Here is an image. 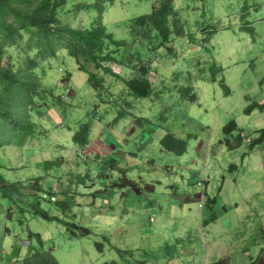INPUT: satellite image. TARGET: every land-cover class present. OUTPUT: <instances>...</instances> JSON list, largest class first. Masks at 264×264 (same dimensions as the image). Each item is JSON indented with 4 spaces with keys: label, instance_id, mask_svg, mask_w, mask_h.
<instances>
[{
    "label": "rangeland",
    "instance_id": "1",
    "mask_svg": "<svg viewBox=\"0 0 264 264\" xmlns=\"http://www.w3.org/2000/svg\"><path fill=\"white\" fill-rule=\"evenodd\" d=\"M153 1H136L134 9L131 4H126L121 10H118V6H115L113 10L121 14L119 19L124 18L132 11L134 13L129 17L136 16L148 12ZM232 2L235 4L234 10L225 8L223 15H231L230 19L235 22V28H237L239 23L236 21H242L239 19L242 0H232ZM257 2V11L261 13L257 19H264V0ZM112 12L110 11V13ZM255 12L252 13L253 18ZM252 17H250L251 20ZM112 20L114 19L105 20V23L111 26ZM262 25L264 26L262 20L255 24L256 36H252L250 42L247 37L249 32H236L234 37L231 32H227L225 42L219 38L215 42L218 61L224 67L221 71L224 78L220 77L219 79L223 80L222 83L230 88L231 92L227 93L217 78L216 81L205 86V102L195 107L194 114L189 109L187 111L190 117L195 115L194 119H197L195 130L198 132L195 134L197 142L201 141L203 144L216 142L214 148L220 146L223 153L208 159V164L204 165L203 147L199 149L197 155L201 159L196 158L193 153L195 144L190 151V156L194 157H189L188 161L193 160L199 166L187 171L184 170L188 167L179 168L180 171L177 173L182 176L180 179H168L164 173V164L171 165L176 162L174 159L164 157L160 144L164 130L155 129L156 124H154L155 128L151 127V130L140 127L146 122L144 120L146 117L155 115L154 105L149 100L138 98L132 99L131 106L125 104L124 108L131 114L119 118L114 128H111L108 122L112 113L118 112L119 108L111 107L107 113L105 109L103 111L104 104L100 107L99 112L105 117L100 115L101 124L90 123V130L87 131L86 138L88 144L84 146L85 152L90 156L94 154L100 156L96 157L97 162H104L93 173L98 186L96 189L91 187L89 190L84 188L81 190L82 186L77 190L73 187L67 216L75 219L74 224L78 228H73L72 231H75L76 234L80 233L79 228H88V230L91 228L96 231L99 237H95L90 232L86 237H80L75 241L76 235H72L71 227L65 231L61 226L50 223L46 226L45 232L43 229L45 226L39 227V231L44 232L43 235L54 238L53 242L56 243L52 254L59 264H111L113 262L116 264H169L168 261L171 260L179 262L170 264H186V259H189L190 264H204L206 258L212 260L217 254L213 252L208 255L204 254V246L199 243L201 239L196 237L197 232L193 228V223H222L218 230L223 233V238H227L229 223H232V220L233 223H247L248 216L251 217L250 223H259L253 224L252 229L256 227L258 232L264 228V143L257 142L258 144L252 151L250 150L254 146L251 145L256 143L244 146L242 151H235L234 148L238 143L233 144L232 138L223 139L224 126L231 119L245 134L251 136L259 134V130L264 128V110L258 112L260 107H256L254 109L256 111L251 114L244 112L247 105L254 102L259 103V99L264 101V89L261 91L262 87H259L264 86V28L260 34L257 32V29ZM218 36L220 37L221 33ZM233 39L235 40L233 41ZM254 39L256 42L260 41L253 44ZM224 49L228 52L229 58H222ZM125 52L127 53V49ZM232 57L233 59H231ZM238 58L247 60L249 66L246 67ZM70 64L72 75L67 81L66 88V94L69 95L72 94L73 88L82 87L86 79V75L79 70L78 65L71 62ZM232 64L235 65L232 67ZM251 64L259 69L255 71V67ZM43 67H46V64ZM53 67L58 71L51 77L43 78L44 83L50 84L51 87H54V83L60 82L59 79L64 74L61 67L56 65ZM111 67L114 71L120 69L119 66L111 65ZM166 73L169 71L167 70ZM200 75L205 77L204 74ZM151 76L155 78V76ZM259 79L260 82L257 84ZM198 93L200 94L199 90ZM161 99H164V92L161 93ZM75 104L76 101H65L63 105H58L57 109H53V111L57 112L64 106L70 111L68 119L72 123L78 122L84 114L81 108L84 107L89 111L90 105H84L82 101L77 103L76 107ZM74 107L76 113L72 114ZM182 107L184 106L182 105ZM136 120L139 123L133 130V122ZM64 125V122L60 125L62 130L55 128L46 142L34 138L31 143L28 142L25 146L4 148L5 156L10 160L9 163L13 167H22L20 170H23L20 172V170L14 169L8 175L12 177L23 174L26 179L28 177L31 180L46 175L47 181L53 184L58 180L59 175L52 169L64 176L66 168L72 166L70 159L75 150V146L69 144L64 146V144L66 141L67 143L75 141L72 135L75 129L77 133L79 132L75 124L73 126L70 123V128H64ZM120 126L122 127L120 128ZM124 126L130 128V131L126 132ZM191 134H194L193 131ZM263 138L264 136L261 137V140ZM111 145H114L115 149L111 148ZM47 157L52 160L44 162ZM244 157V167L240 168ZM40 159H42V168H37L36 163ZM48 163L50 164L48 165ZM114 164L121 170L118 167L115 168ZM45 166L50 170L49 172ZM219 166L223 170H215L220 168ZM122 171L128 179L136 181L135 189L143 192L142 195H139L136 190L127 192L119 185L113 188L110 185L113 181L105 180L103 176V174H112L113 180L120 183L121 174L119 172ZM193 171L199 173L198 177L204 183L193 184ZM223 176L226 178L224 183ZM21 177L23 176L21 175ZM67 182H70V178L67 179ZM206 188L208 197L204 195ZM80 191H86L88 198L84 199L78 196L76 192ZM92 192H95L97 197L96 208L92 205V197H90ZM183 193L189 194L190 197H184ZM57 199L59 198L56 197ZM41 205H48V202L42 201ZM249 205L257 207V211H251ZM12 215H17L15 209ZM255 215L257 218L254 217ZM15 218L18 221L17 217ZM34 219H29L31 226L35 223ZM37 223L43 225L42 220ZM23 229H25L23 226L16 229L14 246L13 241L6 237L3 248L6 257L0 255L2 264H8V261L25 256L29 232H23ZM103 235L105 241L102 239ZM247 235L241 237L242 239L236 243L229 244L225 252L233 253L236 249L241 250L243 246H248L245 241ZM212 239L208 234L205 235L206 242L212 243ZM31 241L33 242V240ZM263 241L262 235L257 237L259 244ZM206 242L205 245L208 246ZM97 244L102 247V252L98 251ZM16 247L19 250L14 256L13 250ZM187 251H189L188 254H186ZM194 251L197 255L196 260ZM207 259L205 263L208 261Z\"/></svg>",
    "mask_w": 264,
    "mask_h": 264
},
{
    "label": "trees",
    "instance_id": "2",
    "mask_svg": "<svg viewBox=\"0 0 264 264\" xmlns=\"http://www.w3.org/2000/svg\"><path fill=\"white\" fill-rule=\"evenodd\" d=\"M136 1L141 0H0V255L6 257L3 252L6 237L11 236L14 246L12 234L24 225V231H28L33 239L32 243H38L32 247L31 254L11 264H59L52 254L56 243L54 238L42 234L50 223L61 226L65 231L71 227L72 235L76 234L72 231L75 224L66 221L71 218L67 217V200L72 195L64 185L66 181L60 184L61 200L55 201L53 207L41 205L42 201L51 202L50 198L58 193L55 184L48 182L46 175L34 180L26 179L23 174V177H10L8 174L22 167H13L3 149L22 147L34 138L46 142L55 128L61 129L62 122L65 123L64 128H70L71 123L81 130L77 133L75 129L72 134L75 141H66L64 146L82 144L79 134L89 131L90 123L102 119L100 115L104 117L97 109L104 104L103 111L107 112L124 102L125 90L120 79L106 69L103 62H120L126 47H129L125 70L138 68L147 54L146 40L153 33L166 41L183 29V17L206 18V11L218 16L215 12L226 8V0H155L147 13L129 17L132 11L124 19H119L121 14L113 8L118 6L121 10L126 4H132L134 9ZM244 7L256 8L257 2L244 0ZM111 19H114L113 23L107 25L105 20ZM190 38L194 41L192 34ZM70 62L78 65L86 79L82 87L73 88L69 95L66 88L72 75ZM53 65L61 67L64 74L60 82L51 87L44 83L43 78L58 71ZM133 81H127L130 90L127 89L125 97H137L143 92L141 88L132 86ZM94 97L97 103H94ZM65 101H76L75 107L81 101L90 105L89 111L81 108L84 113L81 122L72 123L68 119L70 111L64 106L57 112L53 111ZM75 107L72 114L76 113ZM234 129L235 123H229L227 131ZM49 160L52 159L47 157L44 162ZM73 164V170L68 171L71 183L78 178L74 170L84 167L76 159ZM36 166L42 168V159ZM45 169L49 172L46 166ZM132 184L129 181V186ZM14 209L17 215H12ZM54 211L57 213L52 214ZM30 218H35L33 226L24 223ZM39 220L43 225L37 223ZM42 226H45L44 232L39 231ZM97 246L102 250L99 244ZM18 247L13 250L14 256Z\"/></svg>",
    "mask_w": 264,
    "mask_h": 264
},
{
    "label": "clouds",
    "instance_id": "3",
    "mask_svg": "<svg viewBox=\"0 0 264 264\" xmlns=\"http://www.w3.org/2000/svg\"><path fill=\"white\" fill-rule=\"evenodd\" d=\"M257 1H262V0H256V2ZM251 2L252 1H250V3ZM230 3H231V7L229 6V0H226V2L224 1V4H226V8H230L231 10H234L233 8L235 4L232 2V0L230 1ZM195 6L201 7L197 3H195ZM240 7L242 8L240 9L242 15L239 16V19H242V21L241 22L236 21V23H239V26L237 28H235V24H234L235 22H232V20L230 19L232 16L223 15L224 10H219L218 12H215L216 14H218V16H213L208 11H206V18H191L192 15H189L188 17H183V22H182L183 29L178 33V35L175 34L172 36L171 39L168 38L166 41H164V38H161L157 34L153 33L151 38L146 40L147 54L143 58L142 62L139 64L138 68H134L133 70L131 69L125 70V63L128 59L130 52L129 47H126L127 53L124 51V54L120 59V62H115V61L103 62L104 67H106V69L110 70L111 73H113L116 77L120 79L125 90L124 102L122 101L121 103H119L120 107H117L119 108L118 112L112 113L110 121L108 122L109 126L111 128H114L115 127L114 125L117 123L119 118L131 114L130 111H127L124 108V105L128 104V106H131L132 99L145 98L146 101L149 100L150 103L154 105L155 115L153 117H146V119L143 118L144 120H146V122L140 127L142 129L146 127L147 129L151 130V127L154 126V124H156L157 127L155 128L154 126L155 129H159L160 131L164 130V135L160 138V144L164 152V157L171 160L174 159L176 161L171 165L167 163L164 164V173L166 174V177L168 179L171 180L180 179L182 176H179V174L177 173V171H180L179 168L188 167L187 169L184 170L187 171V170H191L194 167L199 166L195 164L193 160L188 161V159L189 157L193 158L194 156L196 158L201 159V157L200 156L197 157V155L199 149L202 147H203L204 165L208 164V159L223 153V150L220 146L214 148V144H217L216 142L215 143L208 142L206 144L201 143V141L197 142V136L195 135L196 133H198L195 131L197 128V119H194L195 115L194 117H190L187 110L188 109L191 110L194 114L195 107L205 102V97H206L205 86L207 84H211L212 82L216 81L217 78L218 81L221 82V85L227 90V93L231 92L230 88H228L224 83H222L223 80L219 79L220 77L224 78V75L221 73L224 67L218 61L216 47L214 44L218 40V38L221 41L225 42V37L227 32H231L232 37H234V33L236 32L239 33L249 32V36L247 37L249 40L248 42H250L252 40V36L253 37L256 36L254 32V30H256L255 24L257 22L260 23L261 20L263 21L264 24V19H257V17L261 15V13L257 11L258 2L256 8L253 7L247 8L244 7V0H242ZM254 12H255V17L253 18L252 13ZM250 17H252V20L250 19ZM245 20L246 23H244ZM263 28L264 26L262 25L257 29V32L260 34ZM219 33H221L220 37L218 36ZM190 34H192V37H194V41H191ZM126 35L127 32L126 30H124V36ZM234 40L235 39H233V41ZM252 42L253 44L258 43L256 42V39H254ZM187 45L190 47L187 48L186 47ZM224 51L225 52L222 53V58L223 59L229 58L228 52L225 49ZM231 59H233V57ZM238 59L242 60V62L245 64L246 67L249 66V62L247 60L245 59L243 60V58H238ZM235 64H232V67ZM111 65L119 66L120 69L114 71ZM254 67H255V71L259 69L257 66ZM167 70L169 71V73H166ZM200 74H204L205 77H202ZM151 75L155 76V78H153ZM131 80H134L132 82L133 87L141 88L143 91L140 95H136L137 97H125V94H127V89L130 90L127 81H131ZM258 82H260V79L257 81V84ZM259 87H262L261 91H263L264 86L262 85ZM198 90L200 91V94L198 93ZM162 92H164V99H161ZM135 102H137V100H135ZM169 102H172L173 104ZM94 103H97L96 98ZM182 105L184 107H182ZM256 107H260L258 112L264 110V101L262 99H259V103L254 102L251 105H247L246 108L244 109L245 114L253 113L254 111H256L254 110ZM94 108L96 109V106ZM99 109L100 108L97 109L98 112ZM81 121L82 118L78 122ZM101 121L102 119H97L93 124H101ZM78 122L75 123L77 124ZM138 123L139 121L137 120L133 122V130L138 126ZM229 123H235V121L231 119L224 126L223 139L232 138L233 144L238 143V145H236L234 148L235 151H242L244 146H248L250 143H256L255 145H251L254 146L250 150L252 151L258 143H264V138L261 140V137L264 136V128L259 130V134L251 136L250 134H245L242 129L238 128L236 123L234 130L227 131ZM121 127L122 126H120V128ZM124 127L126 128V132L130 131V128L126 126ZM191 129L194 134H191L192 133ZM80 131L81 130L79 129V132ZM237 137H239V139H237ZM86 138H87V131L82 132L79 134V140L82 142V144H77V143L73 144V146H75V150L72 152V158L70 159L72 166L66 168V173L64 176L58 173L55 169H52L54 172H56L59 175V177L58 180L55 181V190L58 191V193L56 195H53V197L51 198L49 197L50 200L53 198L51 202L47 201L50 207H53V203L58 200V199L56 200V197H58L59 200H61L60 184L63 183V181H66L64 185L70 190L73 187H75V189L77 190L80 188V186H82L81 190H83V188L89 190L91 187L96 189V187L98 186L93 173L96 172V168L97 167L99 168V166H101L104 162L96 161V157L97 156L100 157L98 154H94L93 156H90L88 153L85 152L84 146L88 144ZM194 145H195V150L193 152L194 156H190V151L194 148ZM111 148L115 149L114 145H111ZM74 159H76L77 161H81L84 167L74 170L78 178L73 183H71V182H67V179H69L68 178L69 169L73 170L74 168V164H73ZM244 160L245 157L242 160L243 162L241 163L240 168L244 167ZM114 167L116 168L118 166L114 164ZM219 167L220 168H216L215 170L219 171V169H222L221 166ZM119 169L121 170V168ZM119 173L121 174V176L119 177L121 181L120 183H116V180H113L114 176H112V174H103V176L105 180L107 179L108 181L110 180L113 181V183L110 184L111 187L113 188L119 185L121 186V188H125L127 192L136 190L135 189L136 181L128 179L125 176L124 171ZM193 174H194L193 184L203 182L200 181V178L198 177L199 176L198 172L193 171ZM222 178L224 183L226 178L225 176H223ZM129 181H132L133 186H129ZM87 183H89L90 185ZM136 192L139 193V195L143 194V192H140L139 190H136ZM76 193L78 194V196L84 199L88 198L86 197L87 194L86 191L83 192L80 191ZM204 195L208 197L207 188H206V193H204ZM183 196L190 197V195L187 193H183ZM199 196H201V194H199ZM90 197H92V205L93 207H95L97 201L95 192H92ZM103 201H105L104 198ZM67 203H69V200H67ZM66 221L69 222L70 224L75 223L74 218H70V220L66 219ZM24 223H29V221H24ZM205 224L206 223H193V228L197 232L196 237H199V239H201V242H199L200 245L204 246V254L208 255L212 252L209 251L208 246L205 245L206 241H205V236L203 234V226ZM23 228H26V226L24 225ZM74 228H78V227L75 225ZM79 229H80V233L79 234L75 233L76 234L75 241L79 240L80 237H86L90 232L93 233L95 237H99V235L96 233L94 229L91 228L90 230H88V228H79ZM25 231L23 229V232ZM200 231L202 232L200 233ZM83 232H86V234L83 235L82 234ZM28 235L29 234H27V238H28L27 240L28 243L26 244L27 248L26 251L24 252L25 256L26 254H31L33 252L32 247L35 248L36 246H38V243L35 245L32 243L31 240L33 239L30 238ZM12 236L14 237V234H12ZM9 238L11 239V236H9ZM102 239L103 241H105L104 235L102 236ZM98 251L102 252V250H99V248ZM188 253L189 251L186 252V254ZM193 254H194V259L196 260L197 257L196 252L194 251ZM205 260H204V264H216V263L229 264V262L225 260V258L224 259L213 258L212 260L207 259L208 261L206 263ZM14 261L15 260L8 261V264L13 263ZM185 261L186 264H190L189 259H186ZM172 262L177 263L179 261L178 260L168 261L169 264ZM193 264H197V263H193Z\"/></svg>",
    "mask_w": 264,
    "mask_h": 264
},
{
    "label": "crops",
    "instance_id": "4",
    "mask_svg": "<svg viewBox=\"0 0 264 264\" xmlns=\"http://www.w3.org/2000/svg\"><path fill=\"white\" fill-rule=\"evenodd\" d=\"M249 207L251 211H257V207L252 205H249ZM247 218V223H233L232 220V223H229L227 238H223V233L218 230L219 225L222 223H206L203 226L204 236L208 234L210 238H213L212 243L207 242V244L208 250L217 254L216 259L225 258L229 264H253L255 260L256 264H264V241L261 244L257 242L258 236L262 235L264 237V228L257 232L258 229L256 227L252 229V225L259 223H250L251 217L248 216ZM213 233L214 235L212 236ZM246 235L245 241L248 246H243L241 250L236 249L233 253L225 252L229 244L236 243L239 239H242L241 237Z\"/></svg>",
    "mask_w": 264,
    "mask_h": 264
}]
</instances>
